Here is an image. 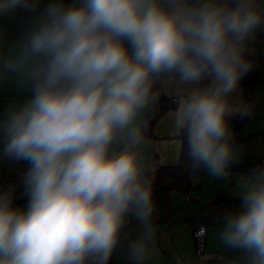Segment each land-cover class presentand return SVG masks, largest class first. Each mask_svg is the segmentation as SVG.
<instances>
[{"label": "clouds", "instance_id": "obj_1", "mask_svg": "<svg viewBox=\"0 0 264 264\" xmlns=\"http://www.w3.org/2000/svg\"><path fill=\"white\" fill-rule=\"evenodd\" d=\"M0 0V160L26 162L27 204L0 188V264H127L155 254L146 116L161 95L194 173L238 163L231 119L255 67L264 0ZM23 9V15L16 10ZM236 210L217 214L227 264H264V165L238 181ZM135 223L138 234L127 236ZM208 257L202 259L207 264Z\"/></svg>", "mask_w": 264, "mask_h": 264}, {"label": "crops", "instance_id": "obj_2", "mask_svg": "<svg viewBox=\"0 0 264 264\" xmlns=\"http://www.w3.org/2000/svg\"><path fill=\"white\" fill-rule=\"evenodd\" d=\"M70 2V0H67ZM47 3V0H41L40 7L42 8L44 4ZM258 34H264V32H260ZM264 56V53L260 54V57ZM256 89L255 96L259 95ZM9 93L0 92V113L3 114L4 107L8 101ZM237 100H243V88L241 87L237 94ZM168 95H161V99L155 112V115L159 114L153 128H152V136L145 137V142L143 145V163L145 167L148 169L149 175L153 178V193L157 191V184L160 180V171L158 168H154V165L157 163L159 166H173L178 164L181 154V149L183 145V139L179 135H175L170 128V123L165 119L167 112L170 109L168 105L169 101ZM256 99V98H255ZM256 103L260 104L255 100ZM264 105V104H260ZM1 114V118H2ZM147 118V116H146ZM254 118L251 116L248 119V122H251ZM239 119H231L229 124L231 126L232 123H238ZM235 144H239L237 138H234ZM260 142V143H259ZM262 140L258 141L256 146H262ZM264 157L262 156H253V154H248L247 158H258ZM246 159V158H245ZM244 160V159H243ZM242 161V160H241ZM26 163V162H25ZM231 171V170H230ZM24 173L19 174L20 181L24 180ZM246 174H235L231 180L226 179L227 183L232 184L237 176H242ZM233 180V181H232ZM19 181V183H21ZM233 183V187L227 189V196L224 198L229 200L237 201V203L231 205L228 210H236L240 203L239 198H236L232 195L230 190L236 189L238 184ZM18 183V184H19ZM197 179L190 178V186L191 190L187 194V196H183L178 192H174L172 194V213H171V222L169 224H162L158 221L157 213L154 215L153 224L155 229V254L153 258L148 262V264H193L192 259L195 254V241L193 238V229L190 225L184 224L181 222L182 218L186 219H195L199 213L206 207H210L212 205V201L214 199L213 193L209 190H205L203 185H199ZM6 188V187H4ZM221 188H218L217 194L221 192ZM182 196L183 199H180L179 195ZM217 196V197H218ZM186 197L192 198V201H186ZM195 198H198L197 200ZM17 205L16 207H23L27 204V197L24 195V192L18 191L16 197ZM225 211V212H226ZM211 213L208 211L206 213V217ZM219 228V221L212 222L210 226L207 227V233L205 237V245H204V256L208 255H216L218 257H222L224 264H227L228 261H235L238 259V254L234 253L230 250L222 248L218 239L216 238V233ZM138 234V229L134 223L130 224L127 229V236L129 238L134 237ZM125 251L123 248H118L114 253L110 264H121L123 258L125 257ZM202 257V259H203ZM211 261V260H208ZM210 262H207L209 264Z\"/></svg>", "mask_w": 264, "mask_h": 264}, {"label": "trees", "instance_id": "obj_3", "mask_svg": "<svg viewBox=\"0 0 264 264\" xmlns=\"http://www.w3.org/2000/svg\"><path fill=\"white\" fill-rule=\"evenodd\" d=\"M66 2H68L66 0ZM17 15H23V9L16 10ZM255 41L264 42V34H257ZM250 57L258 63V70L264 72V56L260 57V54L249 50ZM259 73L250 72L248 76L241 81V87L243 88V101L254 105L253 111L264 110V105L256 103L254 99V93L259 85ZM159 114L154 116H147L148 126L144 130V137L152 136V128L158 118ZM246 120H238V125H242ZM183 139V137H182ZM186 149L182 145L180 159L178 164L173 166H159L157 163L154 165V168H158L160 171V180L157 184V191L153 193L154 201L156 202L158 208V221L162 224H169L171 222V213H172V194L174 192H179L183 196L191 190L190 186V172H193L189 161L186 157ZM257 165H264V157L258 158H246L242 161H238L231 166L230 170L235 174H248L250 170L255 168ZM199 178L202 177L203 171L197 173ZM13 180L7 181L10 182ZM237 203V201L229 200L224 197H218L216 202L213 203L210 207L204 208L199 215L195 218L196 222L204 223L206 226H210L212 221L210 220L211 213H224L231 205ZM210 215L206 217V213ZM209 264H224L223 261L213 260Z\"/></svg>", "mask_w": 264, "mask_h": 264}, {"label": "rangeland", "instance_id": "obj_4", "mask_svg": "<svg viewBox=\"0 0 264 264\" xmlns=\"http://www.w3.org/2000/svg\"><path fill=\"white\" fill-rule=\"evenodd\" d=\"M250 50H253L254 52L258 54L264 53V42L262 41H254L250 45ZM256 63L255 69L252 71L254 73H259V85L256 89H258L259 95L257 97L254 94V99L256 98L259 100L258 102L260 104H264V72L258 70V63ZM256 91V90H255ZM255 99V100H256ZM0 113V118H1ZM252 117L254 118L251 122H245L242 125H238L236 123L231 124V129L234 133V138L236 137L239 144H236L237 146V158L238 161H241L248 157V154H253V156H262L264 155V142H262V146L260 149V146H256L258 141L262 140L264 141V110H256L252 113ZM260 145V144H259ZM29 165L25 162H12V161H5L0 160V188H4L7 185V181L13 180L15 182L20 181L19 174L22 172H27ZM25 175V174H24ZM241 176H237L233 183H236V180L239 179ZM190 178H196L197 182L200 183L199 185H203L205 190H209L211 194L213 193L214 199L213 203L216 202L218 197H224L227 196V189L233 187V183H227L225 180H216L207 175L206 172L203 171V175L201 178H199L197 173L190 172ZM24 181V180H23ZM23 181H20L19 183V191L24 192V186ZM238 184V182H237ZM218 188H221V192L219 193V196L216 195ZM232 195H234L236 198H238V186L237 188L230 190ZM179 193V192H178ZM181 194V193H180ZM179 195L180 199H183L182 196ZM218 196V197H217ZM27 200V199H26ZM27 202V201H26ZM212 203V204H213ZM204 255V254H203ZM197 256H196V250L194 257L192 259L193 264H202V259L200 262H196ZM210 262V261H208Z\"/></svg>", "mask_w": 264, "mask_h": 264}, {"label": "built area", "instance_id": "obj_5", "mask_svg": "<svg viewBox=\"0 0 264 264\" xmlns=\"http://www.w3.org/2000/svg\"><path fill=\"white\" fill-rule=\"evenodd\" d=\"M167 106L169 108L175 107V105L171 103L170 99L168 101V105ZM231 173H232V175H231V177L228 180H231L234 177V175H235L234 172L231 171ZM10 186L15 190L14 194H15V197H17V194H18V191H19L18 182L10 181V182L7 183L6 188H8ZM195 199L197 200L198 198H195ZM16 200L17 199L15 198L14 202H13V206L17 205V201ZM192 200H193L192 198L186 197V201H192ZM217 214L218 213H211L210 220L212 222L218 221L216 219ZM181 222L184 223V224L190 225L192 227V229H193V238H194V241H195V250H196V256H197L196 262H200V260L203 257V254H204V245H205V237H206V233H207V226L204 223L196 222L195 219H190L189 220V219H186L185 217L182 218ZM121 264H127V261H126L125 257L123 258Z\"/></svg>", "mask_w": 264, "mask_h": 264}, {"label": "water", "instance_id": "obj_6", "mask_svg": "<svg viewBox=\"0 0 264 264\" xmlns=\"http://www.w3.org/2000/svg\"><path fill=\"white\" fill-rule=\"evenodd\" d=\"M205 257H208L209 258L208 260H211V261H213V260H222V257H218L216 255H208V256H204L203 258H205Z\"/></svg>", "mask_w": 264, "mask_h": 264}]
</instances>
